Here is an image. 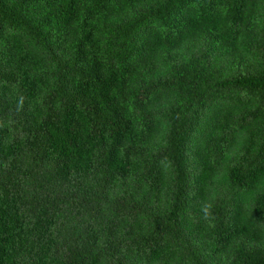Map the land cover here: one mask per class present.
<instances>
[{"label": "trees", "instance_id": "trees-1", "mask_svg": "<svg viewBox=\"0 0 264 264\" xmlns=\"http://www.w3.org/2000/svg\"><path fill=\"white\" fill-rule=\"evenodd\" d=\"M0 264H264V0H0Z\"/></svg>", "mask_w": 264, "mask_h": 264}]
</instances>
